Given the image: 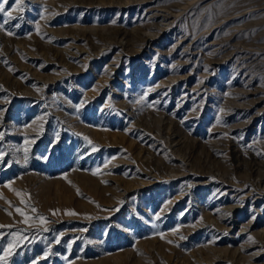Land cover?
Masks as SVG:
<instances>
[{
  "label": "rangeland",
  "instance_id": "rangeland-1",
  "mask_svg": "<svg viewBox=\"0 0 264 264\" xmlns=\"http://www.w3.org/2000/svg\"><path fill=\"white\" fill-rule=\"evenodd\" d=\"M0 264H264V0H0Z\"/></svg>",
  "mask_w": 264,
  "mask_h": 264
}]
</instances>
